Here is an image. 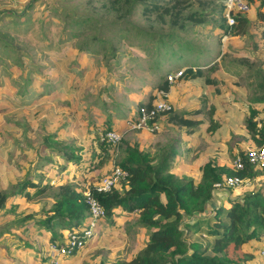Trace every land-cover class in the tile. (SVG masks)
<instances>
[{
  "label": "rangeland",
  "instance_id": "obj_1",
  "mask_svg": "<svg viewBox=\"0 0 264 264\" xmlns=\"http://www.w3.org/2000/svg\"><path fill=\"white\" fill-rule=\"evenodd\" d=\"M101 1L0 0V188L8 191L11 183L25 176L39 184L47 182L51 185L41 199L25 200L23 191L33 187L27 184L21 194L9 195L4 207L0 208V264H40L45 261L49 247L46 235L53 230L61 238L67 226L55 224L47 230L30 220L20 222V226L22 215L27 212L34 217L43 215L40 207L43 203L49 205L50 192L58 184L69 182L78 186L83 177L95 182L110 170L111 160L108 159L101 168L80 171L77 165L63 160L56 152L40 148L42 137L53 132L56 139L71 140L80 148L79 152H84L92 143L94 129H103L109 124L120 132V139L139 144L141 129L126 128L124 132V120L135 112L137 100H146L156 89L153 86L165 78L168 71L194 64L202 67L201 79L178 77L169 83L167 93L171 112L184 109L190 111L189 115L199 117L200 126H195V131L199 129L198 134L182 129L175 121H168L169 125L164 127L160 117L163 115L166 120L168 114L160 113L159 129L153 131L155 137L145 139L150 143L160 141L157 144L175 142L172 171L185 177H197L201 161L216 152L222 153L223 163L230 166L235 152L251 144L257 145L249 137L242 136V118L246 113L244 97L249 95V78L246 64L240 59L248 58L264 68V24L258 13L264 8H260V0L252 2L248 11L240 12L247 18L246 23L240 28L232 24L222 36H219L222 28L217 25L216 11L208 12L204 22L175 30L180 41L186 39L190 44L177 48L170 42L172 35L168 36L174 48L161 63H157L158 66L153 64L156 53L152 54V47L146 48L148 40L143 30L155 28L165 33L167 24L148 26L150 21L145 17L142 3L138 2L131 14L125 16L127 29L124 34L119 30L123 22L115 19L112 10H106L104 3L107 0ZM159 1L165 3L168 0ZM218 1L210 0V4ZM192 2L197 6L201 0ZM147 12L154 17V12ZM76 17L86 19L75 24L73 19ZM92 35L107 39L105 47L113 42L114 56L109 48H99L98 39L94 45L90 41L84 42ZM77 45H88L87 50H80ZM59 77L64 78L69 89L58 92L52 87ZM28 85L32 86L35 97L29 99L28 96L22 102L20 94ZM114 101L119 102L118 108L127 107L122 116L118 117L120 111L112 108ZM256 109H260L257 116L262 118L263 107ZM230 129L234 133H230ZM213 139L218 145L212 147ZM238 142H243V146ZM259 145L264 146V142ZM145 146L140 147L150 151L155 148L149 143ZM117 153L114 150L112 158H116ZM261 171L235 188L227 189V200L221 198L218 203L228 206V200L244 190L258 189L264 193V170ZM213 206L209 205L206 213H211ZM90 231L82 246L63 255L70 257L63 264H97L127 259L142 246L149 230L136 226L133 214L119 212L114 222H107L104 216ZM192 239L204 242L207 236L199 231L189 235V240ZM261 246H264V239L253 240L251 245H243L237 250L229 248L228 253L236 257L242 250H249L253 256L248 264H264L259 253Z\"/></svg>",
  "mask_w": 264,
  "mask_h": 264
},
{
  "label": "trees",
  "instance_id": "obj_2",
  "mask_svg": "<svg viewBox=\"0 0 264 264\" xmlns=\"http://www.w3.org/2000/svg\"><path fill=\"white\" fill-rule=\"evenodd\" d=\"M192 1L168 0L162 3L159 0H107L104 7L115 13V19L123 22L119 25V30L124 34L127 29L124 23L125 16L131 14L138 2L142 3L145 17L150 21L148 26L160 27L167 24L168 31L165 33L155 28L143 30L148 40L146 48L152 47V54L156 53L153 64L158 66L157 63H161L168 56L170 49L174 48V44L171 43H175L177 48L183 44H190L186 39L180 41L175 35V30L186 29L190 25L204 22L207 19L205 15L213 11L218 13L217 25L222 28L219 36L225 34L231 26L227 25L222 15V0L211 2L212 4L210 0H201L197 2L198 7L193 5ZM263 2L264 0H260L261 4ZM147 11L154 12V17L149 16ZM258 13L261 17V24H264V10ZM233 15L235 19L233 26L240 28L241 24L247 22V18L240 15V12H234ZM85 19V17H76L73 23L80 24ZM168 36H171V43ZM90 38L84 42L90 41L94 45L98 39L99 48L102 50L109 48L114 56L113 42H109L105 47L104 43L107 39L97 38L95 35ZM87 46L77 45V48L87 50ZM158 56H160V61H157ZM240 60L246 64L249 78V95L244 97L246 113L242 118L244 120L242 136L249 137L259 145L264 142V68L248 58L243 57ZM194 65L183 68L179 78L201 79L199 76L202 73V67ZM207 81L204 80V83ZM68 86L64 78L59 77L53 82L52 87L62 92L69 89ZM153 87L169 91L170 84L163 77ZM23 90L24 93L20 94L22 102H25L28 96L29 99L35 97L31 85L24 87ZM152 98L151 93L146 100H137L136 108L141 105L149 106ZM118 106L119 102L114 101L112 108L117 112L120 111L117 113L119 117L123 115V109L127 107L118 108ZM255 106L263 107L262 118L257 116L260 109H256ZM170 112L168 110L162 113H167L168 120H173L181 126H192L194 120L189 116L190 111ZM234 118L231 119L232 122ZM110 128L108 124L103 129ZM229 132L234 133L231 129ZM52 135L53 132H50L42 137L40 148H49L56 152L63 160L72 162L74 166L77 165L80 171L103 167L116 150L118 156L114 158V161L127 171V175L106 191L94 190V181L86 177H83L78 186L69 182L60 183L55 190L50 192L49 205L47 203L41 205L40 211L43 215L34 217L27 212L22 215L20 221L18 220V224L21 226L20 222L30 220L38 227H44L47 230L55 224L66 225L67 231L78 229L87 217V207L83 200L82 190L90 188L105 210L107 222H114L119 212L127 215L133 214L134 224L149 230L142 246L129 258L111 262L99 261L97 264H248L247 261L253 256L252 251L242 250L238 256L234 257L228 253L229 248L237 250L243 245H251L253 240L264 239V193L258 189L244 190L240 195L230 198L228 206L221 203L215 204L212 212L206 213L209 211V201L213 196V182L233 174L239 177H251L262 172L264 165L249 164L243 156L244 166L234 169L223 162H218L214 157H209L198 166L197 177H185L170 169L175 155V142L157 144L150 151L126 139H120L116 145L100 140L94 129L92 143L86 147V151L79 152L80 148L73 145L71 140L56 139ZM27 184L33 186L32 189L24 190ZM50 187L51 185L47 182L39 184L25 176L11 183L8 191L0 188V208L4 207L9 195H18L24 190L25 200L41 199ZM18 224L15 223L17 227ZM199 231L207 236L204 242L189 240V235ZM46 237L48 241L63 238H60L53 230Z\"/></svg>",
  "mask_w": 264,
  "mask_h": 264
},
{
  "label": "built area",
  "instance_id": "obj_3",
  "mask_svg": "<svg viewBox=\"0 0 264 264\" xmlns=\"http://www.w3.org/2000/svg\"><path fill=\"white\" fill-rule=\"evenodd\" d=\"M253 0H223L222 15L227 25H232L235 22L234 12H246ZM182 69L167 72L165 78L168 83L181 76ZM168 91L162 89H155L153 98L149 106L141 105L135 109V112L124 120V125L127 129H145L153 132L159 129L158 117L160 113L171 109V105L167 100ZM98 139L107 141L116 145L121 138V134L114 128L102 129L100 127L96 130ZM245 146V145H244ZM243 156L246 162L258 166L264 165V146L254 145L245 146V148L235 152L230 163L234 169H239L244 166ZM111 166L108 174L101 176L93 183L94 190L106 191L115 185L119 180L127 175V171L118 166L114 158H111ZM249 177H239L238 175H228L222 177L221 180L215 181L212 184V191H219L223 189L235 188L240 183L247 181ZM83 200L86 204L87 217L84 224L78 229L72 231L66 230L62 240L48 241L49 247L44 255L46 258L40 264H58L59 257L68 254L70 251L82 246L85 239L91 234L90 229H93L98 221L105 216V210L99 204L98 200L93 195L90 188L82 190ZM259 253L264 258V246L259 248Z\"/></svg>",
  "mask_w": 264,
  "mask_h": 264
},
{
  "label": "crops",
  "instance_id": "obj_4",
  "mask_svg": "<svg viewBox=\"0 0 264 264\" xmlns=\"http://www.w3.org/2000/svg\"><path fill=\"white\" fill-rule=\"evenodd\" d=\"M256 0H253L252 2L254 3ZM251 2V3H252ZM259 2V1H258ZM256 3V2H255ZM258 4H261L260 2L258 3ZM260 6V5H259ZM262 6V7H261ZM261 6H260V8H264V2L261 4ZM264 10V9H263ZM248 11V10H247ZM144 99V98H143ZM256 108H261L262 106H255ZM184 110V109H183ZM189 116H191L192 117V120H194V122H193V124H192V126L191 127H185V126H181L182 127V129H189V131H192V133L195 135V132H197V134H198V131H199V129H197L196 131H195V126H200L199 125V123L201 122L200 121V119H198L199 117L197 116V115H192V113L189 115ZM160 120H161V123H163V125H164V127H165V125H169V122H173V120H168L167 118H166V120L164 119V116L162 115L161 117H160ZM169 121V122H168ZM160 123V122H159ZM123 125H124V123H123ZM122 125V126H123ZM166 127H169V126H166ZM124 132L126 131V127H125V125H124ZM114 129H116V128H114ZM189 131H187V133L189 132ZM238 131H240V129H238ZM145 132V133H144ZM135 134H137L136 132H135ZM131 135V134H130ZM139 135H140V137H142V139H141V141L139 142V146H145V145H147L148 143L150 144V147H154V146H156L157 145V142H160V141H156L155 143L154 142H152V143H150L149 141H146L145 139H151V140H153L152 138H154L155 137V133L154 132H149V131H147V130H145V129H141V132H139ZM149 135H151V138H150V136ZM132 136V135H131ZM144 136H147V138H144ZM137 137V136H136ZM243 143V142H242ZM242 143H240V142H238V144L240 145V146H243V145H241ZM244 144V143H243ZM215 145H218L217 143H216V141L213 139L212 140V144L210 145V146H215ZM233 145H234V143H233ZM230 146V144L228 145V147ZM146 148H148L147 146H145ZM217 154L216 155H212V156H210V157H215V159L218 161V162H224V158H223V154L222 153H219V152H216ZM196 159V158H195ZM195 159L193 160V162L195 161ZM208 159V158H207ZM207 159H204V160H202L201 161V164H202V162L204 161L205 162V160H207ZM192 161V160H191ZM200 164V163H199ZM226 191H227V189L226 190H220V191H215V192H213V196H212V200L211 201H209V204L210 205H215V204H220V203H218V202H220V199L221 198H223V199H225V200H227V197H226V195H227V193H226ZM70 258V257H69ZM69 258L67 257V256H63V257H61V259H60V261L58 262V264H63V261H66V262H68L69 261ZM67 264V263H66Z\"/></svg>",
  "mask_w": 264,
  "mask_h": 264
}]
</instances>
